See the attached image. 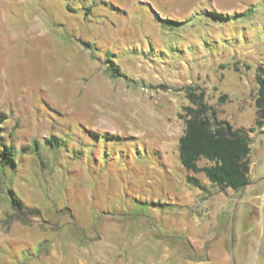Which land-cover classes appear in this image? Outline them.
Segmentation results:
<instances>
[{
	"label": "rangeland",
	"instance_id": "374dc122",
	"mask_svg": "<svg viewBox=\"0 0 264 264\" xmlns=\"http://www.w3.org/2000/svg\"><path fill=\"white\" fill-rule=\"evenodd\" d=\"M263 62L264 0H0V264H264ZM186 85L254 127L244 188L187 183Z\"/></svg>",
	"mask_w": 264,
	"mask_h": 264
},
{
	"label": "trees",
	"instance_id": "16d2710c",
	"mask_svg": "<svg viewBox=\"0 0 264 264\" xmlns=\"http://www.w3.org/2000/svg\"><path fill=\"white\" fill-rule=\"evenodd\" d=\"M113 76H125L119 68L111 67ZM256 80L258 95L256 102V126L264 127V62L258 66ZM187 104L183 106L181 117L185 121L183 134L179 138V158L187 170L188 184L202 190L207 189L206 183L200 177L204 174L211 184L233 188H244L251 183V143L249 134L254 127L247 129L236 126L225 119H218L216 110L207 102L204 88L186 85ZM224 97L219 101L223 104ZM4 118L0 111V130H3ZM2 136V135H1ZM1 138V137H0ZM51 146L60 145L54 138H46ZM36 153L41 156L39 145L35 142ZM14 147L9 144L0 152V163L9 165L14 160ZM205 160V164H200ZM14 213L21 210V200L11 195Z\"/></svg>",
	"mask_w": 264,
	"mask_h": 264
},
{
	"label": "crops",
	"instance_id": "0c3cea01",
	"mask_svg": "<svg viewBox=\"0 0 264 264\" xmlns=\"http://www.w3.org/2000/svg\"><path fill=\"white\" fill-rule=\"evenodd\" d=\"M204 181V180H203ZM205 183H206V181H204ZM210 182V181H209ZM195 187V186H194ZM196 188H198V187H196ZM180 262V263H179ZM177 264H185L184 263V259H181L180 261H179ZM187 263L186 264H188L189 262H191L192 264H207V263H202V261L201 260H195V261H191V260H187L186 261ZM207 262V261H206ZM226 262H227V260H226Z\"/></svg>",
	"mask_w": 264,
	"mask_h": 264
}]
</instances>
